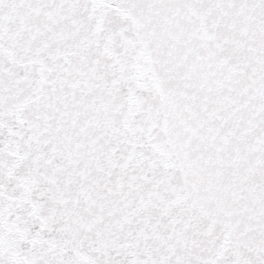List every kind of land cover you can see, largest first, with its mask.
<instances>
[{"label":"snow or ice","instance_id":"obj_1","mask_svg":"<svg viewBox=\"0 0 264 264\" xmlns=\"http://www.w3.org/2000/svg\"><path fill=\"white\" fill-rule=\"evenodd\" d=\"M0 264H264V0H0Z\"/></svg>","mask_w":264,"mask_h":264}]
</instances>
